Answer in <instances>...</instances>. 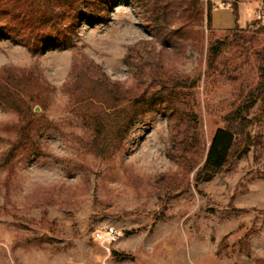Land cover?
I'll use <instances>...</instances> for the list:
<instances>
[{
  "label": "rangeland",
  "instance_id": "rangeland-1",
  "mask_svg": "<svg viewBox=\"0 0 264 264\" xmlns=\"http://www.w3.org/2000/svg\"><path fill=\"white\" fill-rule=\"evenodd\" d=\"M239 1L238 21L240 14L242 25L250 21L246 27L207 33L204 22L180 52L150 37L130 0L117 2L103 22H82L67 49L33 54L0 39V70H18L10 85L37 114L0 107V264L264 262L259 105L250 112L257 120L246 153L210 179L194 180L232 98L257 80L264 28L253 24L255 0ZM211 35L227 40L229 49L208 69ZM90 63L132 95L156 91L162 80H186L181 92L190 119L178 130H187L188 140L196 131L190 147L173 146L159 108L116 136L118 127L97 99L76 104L73 65ZM80 86L102 99L85 79ZM109 228L118 238L104 247L93 235Z\"/></svg>",
  "mask_w": 264,
  "mask_h": 264
},
{
  "label": "trees",
  "instance_id": "trees-1",
  "mask_svg": "<svg viewBox=\"0 0 264 264\" xmlns=\"http://www.w3.org/2000/svg\"><path fill=\"white\" fill-rule=\"evenodd\" d=\"M119 1L121 0H0V39L11 40L33 54L48 49H67L82 22L97 24L105 21L112 7ZM130 2L141 11L142 22L150 37L163 48L180 52L189 43H193V29L201 28L204 22L207 33L213 30L210 1L206 2V9L201 7V0ZM238 2L239 0H234L232 4L235 27L226 31L227 34H235L239 30ZM228 49L227 40L214 39V35L208 37L205 55L208 69L220 63ZM17 72L18 70H0V81L3 83H0V107L18 115L25 114L35 118L37 114L31 113L28 101L19 90L10 85ZM71 73L77 80L75 86L79 89L75 103H90L97 99L104 106L102 110L106 120H114L115 127H118L116 136L131 127L144 112L159 108L169 121L173 146L183 147V151H186L192 144L196 131L188 140L187 130H178V124L190 119L185 110V94L181 92V89L188 88L186 80H162L158 90H144L140 95H132L120 83L111 82L92 63L82 68L74 64ZM256 73L255 85L232 98L228 106L229 112L223 118L224 126L213 134L204 162L195 174V184L220 173L233 159L241 157L252 146L250 128L257 117H250L251 110L259 105V118H264V47L259 52ZM98 75L101 77L97 78ZM2 76L4 80L1 79ZM84 79L94 89H100L101 100L96 94L88 95L82 89L80 84ZM107 110L111 112L106 113Z\"/></svg>",
  "mask_w": 264,
  "mask_h": 264
},
{
  "label": "built area",
  "instance_id": "built-area-1",
  "mask_svg": "<svg viewBox=\"0 0 264 264\" xmlns=\"http://www.w3.org/2000/svg\"><path fill=\"white\" fill-rule=\"evenodd\" d=\"M255 2L257 7L253 10V24L254 26L264 28V0H255ZM219 8L232 9V3L229 0H223L212 5L213 10ZM93 237L99 241L102 246L107 247L110 243H113L117 240L118 233L112 228L106 229L104 232L96 230Z\"/></svg>",
  "mask_w": 264,
  "mask_h": 264
},
{
  "label": "crops",
  "instance_id": "crops-1",
  "mask_svg": "<svg viewBox=\"0 0 264 264\" xmlns=\"http://www.w3.org/2000/svg\"><path fill=\"white\" fill-rule=\"evenodd\" d=\"M205 1H210V3L213 5L214 3H219L223 0H220V1L205 0ZM229 1L231 2L232 0H229ZM240 4H241V1H239L237 4L238 11L240 8ZM248 22L242 25L241 17L239 14V21H238L239 28L242 29L246 27ZM211 26H212V29L215 31H224V30L233 29L235 27V24H234V17H233L232 10H229L228 8H219V9L211 11Z\"/></svg>",
  "mask_w": 264,
  "mask_h": 264
}]
</instances>
